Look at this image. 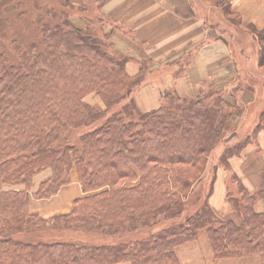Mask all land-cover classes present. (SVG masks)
I'll use <instances>...</instances> for the list:
<instances>
[{
    "label": "trees",
    "instance_id": "16d2710c",
    "mask_svg": "<svg viewBox=\"0 0 264 264\" xmlns=\"http://www.w3.org/2000/svg\"><path fill=\"white\" fill-rule=\"evenodd\" d=\"M66 19L44 26L51 38L45 51L31 44L18 54L19 67L1 59L0 264H180L176 248L203 231L216 259L259 257L264 264V212L256 210L264 172L255 192L233 176L239 195L228 193L227 202L237 219L221 220L209 204L218 167L230 170L229 159L250 142L240 138L213 158L216 146L237 133L238 105L220 90L195 99L169 92L158 109L143 112L132 94L144 71L128 74V60L113 53L109 33ZM252 38L264 67V30ZM90 94L103 107L90 105ZM167 96L173 100L164 106ZM91 125L77 142L67 141ZM261 130L264 110L252 134ZM73 173L85 195L69 213L45 219L28 211L31 196L51 198ZM162 222L168 224L153 230ZM41 232L99 233L117 241L26 239Z\"/></svg>",
    "mask_w": 264,
    "mask_h": 264
},
{
    "label": "crops",
    "instance_id": "0c3cea01",
    "mask_svg": "<svg viewBox=\"0 0 264 264\" xmlns=\"http://www.w3.org/2000/svg\"><path fill=\"white\" fill-rule=\"evenodd\" d=\"M96 12L103 20V31L110 34L113 53L127 58L128 74L144 71L142 84L135 93L136 104L143 112L158 109L169 92L195 99L205 94L209 84L226 79L232 82L236 70L231 64L230 46L220 36L209 33L215 12L238 15L245 26L264 30V0H99ZM258 47L255 44L256 51ZM229 163L230 170L218 169L217 188L209 204L214 212L223 210L224 217L237 219L232 210H224L225 183L236 176L247 190L258 191L264 172V130L246 145L241 155L230 158ZM84 195L74 173L71 183L51 198H32L28 211L45 219L67 214L75 200ZM256 210L264 212V199L257 203ZM199 239L206 240L210 249L208 256L212 261L208 264L224 260L214 257L206 233L201 232L197 240L176 248L180 264H203L195 253L188 260L180 256L181 250L190 249ZM250 258H238L230 263L259 264ZM259 261L262 264L260 258Z\"/></svg>",
    "mask_w": 264,
    "mask_h": 264
},
{
    "label": "rangeland",
    "instance_id": "374dc122",
    "mask_svg": "<svg viewBox=\"0 0 264 264\" xmlns=\"http://www.w3.org/2000/svg\"><path fill=\"white\" fill-rule=\"evenodd\" d=\"M98 1L99 0H0V72L3 69H1V59L7 58L8 64L19 67L18 54L27 51L33 43L38 44V52H43L47 49V39L51 40V38L50 32L44 33V26L61 23L67 18L66 21H70L71 23L72 20L75 27L84 29L89 28V30L93 32L102 29L103 24L101 23L103 20H100V17L96 12V4ZM231 19V14L228 15L225 12H215L209 33L210 35L220 36L229 44L232 52L231 64L235 67L236 71L232 75L231 83L226 79L225 81L214 85L209 84V86L205 88V94L220 90V92H216L217 95H222L232 104L238 105L241 109V113L236 114L237 117L235 120L236 132L238 135L236 134L231 137V139H234L233 142H230L231 139L228 140V138H224L219 145H217L218 142L214 153H212L214 159L221 155L226 146L236 145V140L239 138L245 140L249 137L246 139L247 141L254 140L257 132L255 135H253L252 132L264 110V67L258 65L257 55L259 47L256 51L254 46L257 42L252 38L256 28L253 25L245 26L239 21L233 22ZM109 42H111L110 38ZM137 90L138 88H136L132 94L134 99ZM172 100V98L167 96L164 106L170 104ZM86 101L90 105H96L97 108L103 107L100 98L96 95H88ZM113 110L114 108L109 111L113 112ZM102 123V120L98 121L95 126L97 127ZM92 126L94 125L70 133L67 141L71 143L77 142L79 136L83 132L91 130L93 128ZM218 168L224 167L219 166ZM218 173L219 172L217 171L213 193L217 188ZM72 175H74V173ZM47 176V173L39 174L36 177V183L38 184ZM203 178L208 180L209 175H204ZM235 184L236 181L232 179L225 183L227 186L225 187L226 192L223 201L224 210H231L230 205L227 202L228 193H232L235 197L239 195L237 189L235 190V188H238ZM209 185L210 184H208V186ZM32 198L38 199L34 196H31V199ZM225 212L223 210L217 211L219 215L223 216L221 220L227 219V217H224ZM166 224L168 223H159L153 227V230L166 226ZM146 233L147 232H145L144 235H146ZM202 233L205 234V232ZM37 235L38 236H28L26 239L32 240L33 242L38 240H81L82 242L95 245L115 243L117 241V237L109 238L99 233L41 232ZM142 235H135L134 239H142L144 237ZM199 240L200 241L196 242V244L190 249L185 251L181 250L180 256L185 260H188L190 255L195 253L201 257V262L203 264H208L209 261H212L210 256H208V250L210 249L206 240ZM250 259H256L260 264L258 257H251ZM237 260L238 259L218 260L216 261V264H231L230 262Z\"/></svg>",
    "mask_w": 264,
    "mask_h": 264
}]
</instances>
